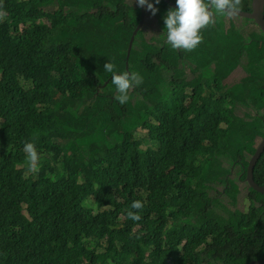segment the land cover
I'll use <instances>...</instances> for the list:
<instances>
[{"label": "trees", "instance_id": "trees-1", "mask_svg": "<svg viewBox=\"0 0 264 264\" xmlns=\"http://www.w3.org/2000/svg\"><path fill=\"white\" fill-rule=\"evenodd\" d=\"M139 4L161 34L142 25L127 51ZM165 7L0 0V264L264 258V194L245 180L264 135V34L214 6L195 19L203 39L183 42ZM252 174L264 186V150Z\"/></svg>", "mask_w": 264, "mask_h": 264}, {"label": "clouds", "instance_id": "clouds-1", "mask_svg": "<svg viewBox=\"0 0 264 264\" xmlns=\"http://www.w3.org/2000/svg\"><path fill=\"white\" fill-rule=\"evenodd\" d=\"M164 3H166V7L163 8V20L165 21L166 24H168L169 26L167 27L168 30H176V33L178 35L182 34L181 36H178L179 39H181L183 42L185 40V38L189 35L197 38L198 39H203L202 38V33L199 26L196 25L195 19L199 14H204L209 12L214 6H216L218 9H220L221 11H223L221 8H219L214 1L209 2V0H207L206 2L202 1V0H192L190 1L188 4H185L187 2V0H183V1H176V0H163ZM196 2L198 5L196 7V13H194V18L189 17L188 15H186V13L189 12H185L183 11L186 6H188L191 2ZM220 1L222 5L227 6L225 4H223V2L221 0H217ZM208 3V4H207ZM140 6H142L141 4H139ZM214 5V6H213ZM213 6V7H212ZM143 7V12H144V16H143V23L142 25H146L149 20L154 19L155 23L158 27V31H160L159 26L161 25L160 23H158V20L154 14H152L151 12L153 10H150V7H148L147 9ZM230 7V6H227ZM233 8V7H230ZM239 9V8H237ZM241 10V9H240ZM264 11V10H263ZM224 12V11H223ZM218 13V12H217ZM226 13V12H224ZM264 14V13H263ZM213 16V13L210 15V17ZM226 17L230 18V19H237L241 18V19H245V17H241V16H237V15H233V14H228L226 13ZM248 19V18H247ZM254 23V21H253ZM228 23H226L227 25ZM141 25V26H142ZM174 25H179V27H174ZM255 26H257L254 23ZM258 27V26H257ZM258 29L260 30V28L258 27ZM253 31V30H251ZM261 31V30H260ZM262 32V31H261ZM263 33V32H262ZM158 34H161L158 33ZM264 136V135H263ZM262 137H260L261 139ZM260 139L257 141L259 142ZM258 144V143H257ZM246 171V168H245ZM253 173V171H252ZM245 176H246V172H245ZM254 181V180H253ZM247 182V181H246ZM255 182V181H254ZM248 184V183H247ZM249 186V185H248ZM250 187V186H249ZM94 209V207H93ZM264 259V258H263ZM252 261V260H251ZM248 262V261H247ZM245 263V262H244Z\"/></svg>", "mask_w": 264, "mask_h": 264}, {"label": "water", "instance_id": "water-1", "mask_svg": "<svg viewBox=\"0 0 264 264\" xmlns=\"http://www.w3.org/2000/svg\"><path fill=\"white\" fill-rule=\"evenodd\" d=\"M190 1L192 0H187L185 4H188ZM211 1H214L215 4L219 8H221L224 12L228 14H233V15L245 17L248 19H252L254 23L260 28V30L264 34V14H263L264 0H251V8L249 11H244V10H240L237 8H230V7L224 6L221 4L220 1H217V0H209V2ZM140 9H141V19L138 25L136 26L135 30H133L132 35L130 36L127 51H129V49L131 48L136 31L141 27L143 23V16H144L143 7L140 6ZM126 58H128V54ZM127 63L128 62L126 61V68H127ZM263 150H264V136H262V138L256 145L255 151L252 154L250 160L248 161V164L246 166V171H245L246 172L245 180L247 181L248 185L252 187L253 189H255L257 192L262 193V194H264V186L258 185L257 183L253 181L252 171H253V167L259 155L262 153ZM219 264H264V259L252 260V261H248L245 263H219Z\"/></svg>", "mask_w": 264, "mask_h": 264}, {"label": "rangeland", "instance_id": "rangeland-1", "mask_svg": "<svg viewBox=\"0 0 264 264\" xmlns=\"http://www.w3.org/2000/svg\"><path fill=\"white\" fill-rule=\"evenodd\" d=\"M215 12H219V11H215ZM244 20L241 18H238V17H237V19L234 18V22L237 25L241 26V29H243L244 31H249V30L257 28V26H255L254 23L245 24L243 22ZM142 28L144 30V36L146 38L150 37L151 35L158 36L157 34L160 33V31H158V27H157L154 19L149 20V22L146 25H144V27H142ZM240 75H241V72H240V69L238 68L234 73H232L231 77L229 78V82L236 81ZM145 133L146 132L143 129H139L137 132L138 136H143V135H145ZM149 144H150V142H149ZM245 193H246V191L243 190L241 195H240V198H239L238 207L241 210L247 209V206L251 204L250 200L246 198Z\"/></svg>", "mask_w": 264, "mask_h": 264}, {"label": "flooded vegetation", "instance_id": "flooded-vegetation-1", "mask_svg": "<svg viewBox=\"0 0 264 264\" xmlns=\"http://www.w3.org/2000/svg\"><path fill=\"white\" fill-rule=\"evenodd\" d=\"M207 4H208V3H207ZM213 6H214V5H213ZM213 6H212V7H213Z\"/></svg>", "mask_w": 264, "mask_h": 264}]
</instances>
